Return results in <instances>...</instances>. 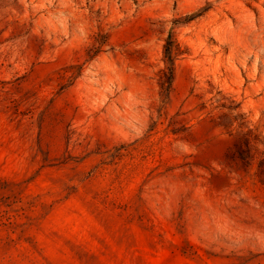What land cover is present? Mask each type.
Masks as SVG:
<instances>
[{"label":"rangeland","instance_id":"rangeland-1","mask_svg":"<svg viewBox=\"0 0 264 264\" xmlns=\"http://www.w3.org/2000/svg\"><path fill=\"white\" fill-rule=\"evenodd\" d=\"M0 264H264V0H0Z\"/></svg>","mask_w":264,"mask_h":264},{"label":"trees","instance_id":"trees-1","mask_svg":"<svg viewBox=\"0 0 264 264\" xmlns=\"http://www.w3.org/2000/svg\"><path fill=\"white\" fill-rule=\"evenodd\" d=\"M172 80V69H170V82Z\"/></svg>","mask_w":264,"mask_h":264}]
</instances>
